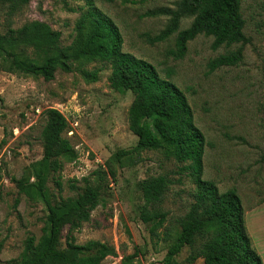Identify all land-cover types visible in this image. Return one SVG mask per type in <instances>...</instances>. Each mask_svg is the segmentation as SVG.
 Segmentation results:
<instances>
[{
	"label": "rangeland",
	"instance_id": "374dc122",
	"mask_svg": "<svg viewBox=\"0 0 264 264\" xmlns=\"http://www.w3.org/2000/svg\"><path fill=\"white\" fill-rule=\"evenodd\" d=\"M87 1L30 0L11 16L0 7V33L40 20L60 32V47L68 46ZM91 1L118 26L123 51L152 63L160 76L186 94L195 124L206 139L203 177L213 180L220 191L234 188L244 209L264 198V0H240L249 38L242 46L243 58L237 65L213 71L207 67L208 60L239 44L212 49V37L200 34L187 43L185 55L176 59L168 52L175 34L164 41H148L164 27L167 17L143 16L144 12L173 7L174 0ZM190 21L184 18L180 29ZM25 52L35 56L31 47ZM94 70L97 80L88 81L84 72ZM110 72L109 62L96 59L74 60L71 71L58 68L51 80L8 72L0 66V263L18 258L28 235L37 240L42 234L44 204L19 193L12 179L21 177L41 157L44 111L52 107L66 117L72 130L66 136L77 155L64 163L59 175L44 179L53 200L75 196L77 190L70 184L81 190L82 178L91 177L99 167H110L114 173L102 185L90 219L71 232L75 241L82 244L95 239L114 246L116 254L106 256L100 264H162L169 240L152 238L149 224L139 218V181L152 175L168 176L170 184L158 207L167 213L164 227L173 232L179 230L178 219L193 203L194 184L182 169L185 163L159 151H143L142 161L133 166L109 162L117 149L136 143L142 120L131 110L132 92L110 86ZM67 234L65 228L63 241ZM188 251L183 247L176 260L182 263ZM127 256L132 258L128 261ZM192 264H202V259Z\"/></svg>",
	"mask_w": 264,
	"mask_h": 264
},
{
	"label": "trees",
	"instance_id": "16d2710c",
	"mask_svg": "<svg viewBox=\"0 0 264 264\" xmlns=\"http://www.w3.org/2000/svg\"><path fill=\"white\" fill-rule=\"evenodd\" d=\"M30 0H0L9 16L15 14ZM112 2L113 0H105ZM134 3L135 0H121ZM143 16H166L167 22L148 41H164L175 34L174 46L168 51L174 58H182L187 43L203 34L212 37L211 48L239 44L211 58L209 71L237 65L243 58L242 46L249 42L244 32L245 21L240 0H174L173 7L159 6L144 12ZM184 18H191L180 29ZM73 42L59 46L60 32L40 20L22 26L8 27L0 33V66L8 72L54 78L56 69L69 72L74 60H100L110 64V86L133 94L132 112L142 116L137 128L136 143L120 148L110 157L111 164L133 166L142 161L145 150L162 152L166 158L185 163L193 184V203L178 219L179 230L164 227L167 213L158 205L170 184L166 174L148 176L139 181L142 204L139 218L149 224L152 238L169 240L162 264H192L201 258L202 264H263L247 232L244 207L234 188L220 191L213 180L203 177L205 135L195 124L192 108L184 91L169 78L160 76L149 61L123 51L122 35L116 23L91 0L75 23ZM31 47L35 56L25 49ZM88 81L97 80V71L84 72ZM40 139L42 154L32 161L21 177L13 178L17 191L29 199H39L46 208L42 234L36 240L28 235L20 256L0 264H100L108 255H115L114 246L90 239L80 244L71 232L90 219L98 205L102 185L109 183L112 169L97 168L91 177H83V187L75 196L54 201L45 178L59 175L66 161L76 158V151L66 136L72 131L66 117L56 108L44 111ZM57 185L60 181L56 180ZM264 198L256 204H260ZM253 205V206H254ZM68 234L63 241V230ZM163 228L162 230H160ZM189 248L182 263L176 260L182 248ZM132 257L127 256L129 261Z\"/></svg>",
	"mask_w": 264,
	"mask_h": 264
},
{
	"label": "crops",
	"instance_id": "0c3cea01",
	"mask_svg": "<svg viewBox=\"0 0 264 264\" xmlns=\"http://www.w3.org/2000/svg\"><path fill=\"white\" fill-rule=\"evenodd\" d=\"M244 221L252 243L264 264V200L244 210Z\"/></svg>",
	"mask_w": 264,
	"mask_h": 264
},
{
	"label": "built area",
	"instance_id": "2783aa9c",
	"mask_svg": "<svg viewBox=\"0 0 264 264\" xmlns=\"http://www.w3.org/2000/svg\"><path fill=\"white\" fill-rule=\"evenodd\" d=\"M70 132H72V131H70ZM70 132H69V133H70Z\"/></svg>",
	"mask_w": 264,
	"mask_h": 264
}]
</instances>
